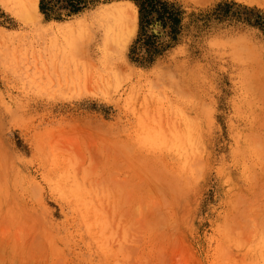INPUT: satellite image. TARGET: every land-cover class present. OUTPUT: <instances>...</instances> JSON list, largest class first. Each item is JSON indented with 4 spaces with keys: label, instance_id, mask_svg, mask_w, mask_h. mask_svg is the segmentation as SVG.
I'll return each instance as SVG.
<instances>
[{
    "label": "rangeland",
    "instance_id": "rangeland-1",
    "mask_svg": "<svg viewBox=\"0 0 264 264\" xmlns=\"http://www.w3.org/2000/svg\"><path fill=\"white\" fill-rule=\"evenodd\" d=\"M25 1L0 0V264H264V0H163L150 52L133 0Z\"/></svg>",
    "mask_w": 264,
    "mask_h": 264
},
{
    "label": "bare ground",
    "instance_id": "bare-ground-1",
    "mask_svg": "<svg viewBox=\"0 0 264 264\" xmlns=\"http://www.w3.org/2000/svg\"><path fill=\"white\" fill-rule=\"evenodd\" d=\"M27 1H25V2L27 3ZM25 10H27V6L25 7ZM135 10H137V9H135ZM135 12L136 11H133L132 7L129 5L110 6V7L105 8L103 11H101L100 16H101V20L103 21V22H101V24L103 23V25H102L103 35L102 36H103L104 45L105 44H111V45L115 44V45H118L119 48H121L122 46L125 45V43H127V40L129 39V37L133 31V23H135L136 18H137L135 15ZM134 27H135V24H134ZM91 68H92V65H91ZM90 73H91V71L89 72V74ZM94 74H95V72H94ZM86 75L87 76H85L84 78L88 77V78H86V80L88 79L87 81H90L91 76L89 79L88 73H86ZM92 76H94V75H92ZM58 77H59V75H58ZM65 79H66V77H65ZM109 79H110V77H109ZM58 81H60V80H58ZM91 82H92V80H91ZM96 82H98V81L96 80ZM93 83H95V80Z\"/></svg>",
    "mask_w": 264,
    "mask_h": 264
},
{
    "label": "trees",
    "instance_id": "trees-1",
    "mask_svg": "<svg viewBox=\"0 0 264 264\" xmlns=\"http://www.w3.org/2000/svg\"><path fill=\"white\" fill-rule=\"evenodd\" d=\"M139 7L140 13V38L139 43L140 46H148L147 51H151V47L149 46V40L152 39L153 35L148 34V27L152 21L158 19L163 25H166L167 20H172L171 15L175 13L174 8L171 7L173 5H169L166 1L163 0H133ZM72 5H70L71 12H78L83 7V0H72Z\"/></svg>",
    "mask_w": 264,
    "mask_h": 264
}]
</instances>
